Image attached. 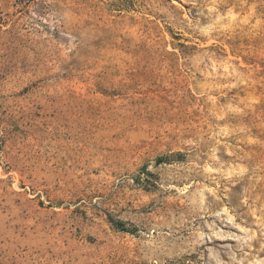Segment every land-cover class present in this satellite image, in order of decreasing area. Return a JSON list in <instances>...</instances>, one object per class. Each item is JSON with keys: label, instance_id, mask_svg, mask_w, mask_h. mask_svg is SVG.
Segmentation results:
<instances>
[{"label": "rangeland", "instance_id": "374dc122", "mask_svg": "<svg viewBox=\"0 0 264 264\" xmlns=\"http://www.w3.org/2000/svg\"><path fill=\"white\" fill-rule=\"evenodd\" d=\"M0 264H264V0H0Z\"/></svg>", "mask_w": 264, "mask_h": 264}, {"label": "trees", "instance_id": "16d2710c", "mask_svg": "<svg viewBox=\"0 0 264 264\" xmlns=\"http://www.w3.org/2000/svg\"><path fill=\"white\" fill-rule=\"evenodd\" d=\"M116 224H117V223H116ZM119 224H121V223H119ZM117 225H118V224H117ZM120 226H121V227H123V225H122V224H121Z\"/></svg>", "mask_w": 264, "mask_h": 264}]
</instances>
